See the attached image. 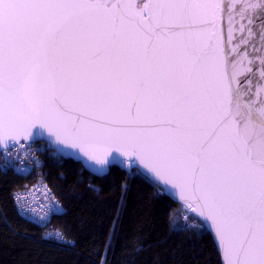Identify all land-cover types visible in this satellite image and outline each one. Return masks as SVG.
I'll return each mask as SVG.
<instances>
[{
    "label": "snow or ice",
    "instance_id": "snow-or-ice-1",
    "mask_svg": "<svg viewBox=\"0 0 264 264\" xmlns=\"http://www.w3.org/2000/svg\"><path fill=\"white\" fill-rule=\"evenodd\" d=\"M42 132L178 194L200 219L172 230L214 233L219 264H264V0H0V145L71 157Z\"/></svg>",
    "mask_w": 264,
    "mask_h": 264
},
{
    "label": "trees",
    "instance_id": "trees-1",
    "mask_svg": "<svg viewBox=\"0 0 264 264\" xmlns=\"http://www.w3.org/2000/svg\"><path fill=\"white\" fill-rule=\"evenodd\" d=\"M46 148L40 142V150ZM38 157L41 181L64 206L47 220L48 228L63 230L68 242L45 239L48 228L18 211L14 193L37 178L0 167V264H219L211 233L172 230L170 214L177 229L195 216L182 204L156 198L157 189L142 178L120 166L95 176L73 160L53 159L52 151Z\"/></svg>",
    "mask_w": 264,
    "mask_h": 264
},
{
    "label": "bare ground",
    "instance_id": "bare-ground-1",
    "mask_svg": "<svg viewBox=\"0 0 264 264\" xmlns=\"http://www.w3.org/2000/svg\"><path fill=\"white\" fill-rule=\"evenodd\" d=\"M41 165H35L32 167V169L25 168L22 171L25 174H21L24 177H29L30 175H34L35 182L31 183L30 185H26L23 189L18 190L14 193L13 199L14 202L18 208L19 213L22 217L40 225V226H46L49 225L48 219L52 218L53 214H59L63 212V202L60 198L56 196V194L49 188L50 192H46L44 194V197L48 198V200L43 199L39 202H35V195L36 191L38 189H41V183L43 173L41 171ZM5 169L8 167H4ZM11 170H14L12 167H10ZM85 169V168H84ZM15 171V170H14ZM28 196V201H16V196ZM54 197V200L57 201V203H54L49 197ZM58 206V207H57ZM55 209V210H54ZM54 230V228H52ZM56 232V231H54Z\"/></svg>",
    "mask_w": 264,
    "mask_h": 264
},
{
    "label": "water",
    "instance_id": "water-1",
    "mask_svg": "<svg viewBox=\"0 0 264 264\" xmlns=\"http://www.w3.org/2000/svg\"><path fill=\"white\" fill-rule=\"evenodd\" d=\"M224 2H225V5H227V4H229V3H231L232 2V0H224ZM241 2H243V0H236V3H237V13L239 12V6H240V3ZM239 16L237 15V24H236V29H237V31H236V33H235V39H234V43H239V41H240V38H241V34H240V32L238 31V29H239ZM244 23L245 24H247V21H244ZM259 24H260V19L259 18H257V19H255V21H254V24L251 26L252 28H253V31L256 33V36H255V39L252 41V43H250L248 46H247V51L250 53V55H253V56H256V57H258V55H259V53H256V52H254L253 51V47H252V45L254 44L255 45V47L257 48V49H259L260 47H261V43H260V36H259ZM224 30H225V36L227 35V13H225V17H224ZM245 36H246V33H245ZM242 51L243 50H245L244 49V47L242 46V49H241ZM253 71L256 73V77L252 80V83H253V85L255 86V84H256V80H258L259 79V71H260V68H259V61H258V59H257V63H256V65H254L253 66ZM243 79V78H242ZM244 83H247V81H244ZM253 90H254V88H253ZM249 93H245L244 94V98L245 99H249ZM41 135H42V137L43 138H45V139H49V140H51L52 141V143H53V147H59L62 151H64V152H70L71 153V157H64L63 159H66V160H73V161H75V162H77V163H79L76 159H74V157H76V156H79L80 157V159H82V160H86V158L85 157H83V155L82 154H80L79 152H78V150H75V149H68L66 146H64V145H59V144H57L56 142H55V140H54V138H51V137H48V134L46 133V132H42L41 133ZM30 142H32V140H21V141H19L18 143H16V142H9V145H8V147L7 148H5L3 145H0V151H3V150H7V149H9L13 144H22V143H30ZM114 155H116V156H118V154H114ZM110 159H111V157H110ZM122 159V158H121ZM88 163L90 164V165H92V167L93 168H96V169H99V168H101V166L100 165H96L94 162H92V161H88ZM128 167V165H127V162H125L124 163V165H123V169H126ZM86 169V168H85ZM110 169V168H109ZM89 173H91V174H93V175H95V176H103V175H106V174H108V172H109V170H108V172L107 173H105V174H103V175H98L96 172H94V171H92V170H90V169H86ZM170 187V186H169ZM171 190V189H170ZM173 201V200H172ZM174 202L175 203H178V204H182V205H184V203H183V201H180L179 200V196H178V194H174ZM185 206V205H184ZM186 207V206H185ZM187 208V207H186ZM190 211V210H189ZM196 218H198V219H200L199 217H198V215L197 214H195V213H192ZM211 233V235H212V237H213V235H214V233H212V232H210Z\"/></svg>",
    "mask_w": 264,
    "mask_h": 264
},
{
    "label": "built area",
    "instance_id": "built-area-1",
    "mask_svg": "<svg viewBox=\"0 0 264 264\" xmlns=\"http://www.w3.org/2000/svg\"><path fill=\"white\" fill-rule=\"evenodd\" d=\"M31 145V147H30ZM40 150V143L33 142L30 143H22V144H13L9 149L0 151V167H5V160L10 161V167H12L17 173L19 174H25L22 170L25 168L32 169L35 165H41L42 162L39 159V151ZM43 150V149H42ZM14 160L15 163H14ZM18 161V162H17ZM41 183V189H38L36 191L35 195V202H39L40 200L48 198L44 197V194L46 192H50L49 187L43 182ZM54 203H57L56 200H54L53 195L49 197ZM28 201V196H16V201ZM44 227V226H43ZM49 226L46 225L45 228H48ZM45 232L52 233L55 235L56 232L53 231L52 227L45 230ZM44 232V233H45ZM47 240H52L51 238H48ZM66 243V242H65Z\"/></svg>",
    "mask_w": 264,
    "mask_h": 264
},
{
    "label": "rangeland",
    "instance_id": "rangeland-1",
    "mask_svg": "<svg viewBox=\"0 0 264 264\" xmlns=\"http://www.w3.org/2000/svg\"><path fill=\"white\" fill-rule=\"evenodd\" d=\"M183 207H184V210H187L189 213H191V212H190V211H189L184 205H183ZM184 210L182 209V211H181V214H182L181 217H182L183 219H187L189 216H188V214H185V211H184ZM182 212L184 213V215H183ZM183 219H182V220H183ZM44 232H45V231H44ZM43 237H44V235H43ZM63 243H65V242H59L58 244H63Z\"/></svg>",
    "mask_w": 264,
    "mask_h": 264
}]
</instances>
